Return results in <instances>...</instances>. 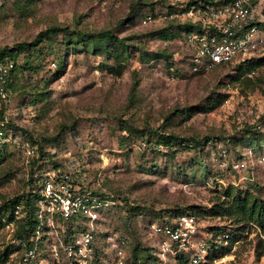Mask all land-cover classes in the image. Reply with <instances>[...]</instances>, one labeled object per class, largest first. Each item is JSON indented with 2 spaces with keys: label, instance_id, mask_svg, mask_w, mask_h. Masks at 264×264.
<instances>
[{
  "label": "rangeland",
  "instance_id": "obj_1",
  "mask_svg": "<svg viewBox=\"0 0 264 264\" xmlns=\"http://www.w3.org/2000/svg\"><path fill=\"white\" fill-rule=\"evenodd\" d=\"M188 1L0 0V48L17 49L18 42L31 40L51 24L88 32L110 29L128 44L119 72L115 58L79 44H59L57 38L54 49L42 41L31 53L20 50L12 60L16 66L28 61L31 69L19 74L11 100L0 101V117L11 126L4 143L10 152L3 162L7 178L0 186V202L31 187L33 158L42 170L53 168L54 161L62 170L79 167L88 187L110 201L102 211L101 231L108 227L125 239L123 256L111 250L105 233H95L98 258L82 264H131L136 245L156 251L149 223L158 211L176 207L198 210L200 236L228 228L237 238L228 240L231 248L224 255L202 264H264V231L237 229L229 212L236 190L264 198V162L256 159L264 155V65L240 78L233 63L193 70L182 35L152 34L175 30L174 22L182 20L170 13ZM135 78V95L128 101ZM67 123L73 125L65 127ZM149 129L201 138L203 151L180 147L167 152L156 147L153 134H141ZM24 140L33 147L29 156L21 147ZM249 144H262L260 151L253 149L254 161L246 159L245 168H234L231 160ZM209 208L220 214H207ZM8 243L6 234L0 235V251ZM18 249L0 264H14L23 250ZM40 251L37 264H78ZM143 252L136 250L137 255ZM176 255L158 256L153 264H177Z\"/></svg>",
  "mask_w": 264,
  "mask_h": 264
},
{
  "label": "built area",
  "instance_id": "obj_2",
  "mask_svg": "<svg viewBox=\"0 0 264 264\" xmlns=\"http://www.w3.org/2000/svg\"><path fill=\"white\" fill-rule=\"evenodd\" d=\"M170 16L200 26L198 30L184 32L182 36L193 69L208 70L217 64L264 55V0H199L180 11L174 10ZM14 65L11 59H0L2 103L11 100ZM6 122L5 117L0 119V146L9 140L3 131ZM21 147L28 156L33 153L28 140H24ZM253 152V148L248 147L242 156L231 160V165L237 169L246 167V159L254 158ZM256 159L264 162V155ZM40 177L39 196L35 202L36 224L30 237L32 246L20 252L15 264H37L41 249L49 251L57 260L64 256L78 264L86 263L94 252L95 231L103 225L102 211L110 201L92 193L85 183V171L79 167L46 169ZM13 212L14 218L0 226V235L5 233L9 242L20 245L21 238L14 236L13 232L16 219H21L24 212L20 204L15 205ZM82 217L86 218L84 229L65 241L64 234L69 225L74 227L83 222ZM199 224L198 218L190 213H179L167 221H151L149 231L155 237L153 246L157 247L156 254L164 259L168 253H183L189 264L205 262L209 243L205 236L199 235ZM102 231L110 248L118 257L123 256L125 239L111 228L104 227ZM228 240L229 233L219 234L214 239V246L227 244Z\"/></svg>",
  "mask_w": 264,
  "mask_h": 264
},
{
  "label": "trees",
  "instance_id": "obj_3",
  "mask_svg": "<svg viewBox=\"0 0 264 264\" xmlns=\"http://www.w3.org/2000/svg\"><path fill=\"white\" fill-rule=\"evenodd\" d=\"M199 0H189L187 2V6L192 4V3H197ZM203 2L205 1H210V0H202ZM178 6L176 7H171L170 10L177 9ZM150 18V14H146L145 17ZM144 17V18H145ZM173 21V20H172ZM177 21V20H176ZM175 25V30L167 33V31L163 28L158 31H154L152 34H157L162 38H168L172 35H182L184 32L190 31V30H198L200 28L199 24L191 23L189 20L182 21V23L179 22H174ZM61 35V37L58 40V36ZM57 38V41L59 44L62 45H69V46H76V45H81L84 50H89L92 53L96 54H105L106 57H113L116 60V64L119 67L117 68V72L120 71L121 63L120 61L122 58L126 57V53L128 50V44L125 42V37L118 36L117 34H114L112 30L110 29H101L96 32H88V31H83L81 29H74L72 27H69L68 25H57V24H51L47 26L45 29L40 30L31 40L28 41H20L16 44L17 49L14 47H8V46H3L0 48V59H13L16 57L17 52L20 50H28L29 53L38 50L40 47V43L42 41L47 42V46L52 47L51 49H54L56 45H54V39ZM46 45V44H45ZM58 45V43H57ZM188 55V53H187ZM143 56V54L141 55ZM190 59V57H189ZM28 61H25L24 64L20 66L14 65V81L11 83V88L14 89L16 87V83L18 82V76L19 74L22 73L23 68H29L31 69V64ZM189 64L192 66V61H189ZM229 64H232L231 62L229 63H221L217 64L214 66V69H221L224 66H227ZM233 64L236 65V69L239 71L237 74L236 78L240 77H247V73H250L251 71L255 70L258 67H261L264 65V55L260 57H254L246 60H241L239 62H234ZM196 71H204L203 69H193ZM138 85V79L135 78L133 80L132 86L130 88V95L128 101H131L135 95V91ZM41 93L43 91H40ZM33 99L35 102L36 97ZM223 97L219 98V101L222 102ZM188 109V108H187ZM186 111V109H185ZM0 119H3L0 117ZM4 124L3 126V131L4 134H8V132L11 130L10 128L7 127L9 124ZM11 124V123H10ZM13 124V123H12ZM73 124H65V127H71ZM12 126H16L13 124ZM11 127V126H9ZM256 127V126H255ZM19 129L23 130L24 129L20 126H18ZM126 128V127H124ZM128 130L137 132L138 129L136 127H127ZM247 132H250V129H247ZM13 134H18L19 132L13 131ZM21 134V133H19ZM27 134V133H26ZM142 135L146 134H153L156 137V147L162 146L163 148H166L167 152H172L173 150L180 148L185 150L189 148H193L197 151H203V143L201 141V138H194L190 136H180L174 132H168V133H161L158 132L157 130L154 129H149L145 133L142 132ZM27 137V136H26ZM30 139V137L28 136ZM241 138H236L235 140H238ZM209 142H212V138H208ZM234 141V140H233ZM235 145L238 144V141L233 142ZM262 144H249V147H252L254 151L261 149L260 147ZM248 148V147H247ZM246 148V149H247ZM162 149V148H161ZM160 149V151H161ZM245 149V150H246ZM42 151V147L39 146L38 152ZM244 151V150H243ZM243 151L239 152L237 157L242 156ZM10 152L8 149V145L3 144L0 146V186L5 182L7 178V173L5 166L3 162H6V154ZM42 156V155H40ZM255 159V158H253ZM36 160L35 158L32 159L30 162V179L29 182H31V187L27 189L25 192H22L14 197H7L3 198L2 201L0 202V226L3 225L6 221H11L14 218V207L16 204H20L22 207V210L24 212V215L22 216L21 219H16L15 222V227H14V232L13 235L21 238L22 244L16 245L14 243H8L5 247H3L2 251H0V263L7 261L9 259V256L19 247L22 249L28 248L32 246V241L30 239L31 237V232L35 228L36 224V218H35V202L36 199L39 196V187H40V173L43 170L46 169H56V168H62L60 163L58 164L57 162H53V168H46V169H41L42 167H39L40 165H36ZM249 160V159H248ZM251 161V160H250ZM254 161V160H252ZM3 164V165H2ZM35 165L37 166L35 168ZM2 166V167H1ZM249 166V165H248ZM245 168V167H244ZM64 169V168H62ZM92 193L95 195L100 196L101 198H105L104 194L102 191L99 190H92ZM233 193V192H232ZM231 191L229 194H232ZM232 200H230L229 207L231 208L232 214H234V221L236 222V228L240 230H244L247 228L251 227H256L260 231H264V198H260L258 195L253 193L252 191H245L243 194H240L237 190L234 195H232ZM106 211V210H105ZM104 211V212H105ZM197 211L194 210L192 207H176L173 209H166L165 211H158L159 216L156 217L154 220H159V221H167L171 217L179 214V213H190L193 214L197 217ZM101 216V222L103 223V213ZM207 214L209 215H215V214H220L219 209H213L209 208L207 210ZM198 218V217H197ZM83 222H80L79 224L75 225L72 227L69 225V228L67 229V232L64 234V239L65 241L71 240L75 235H77L78 231L83 230L85 227V217H82ZM199 220V218H198ZM102 226L96 229L95 233H101ZM232 230L225 228V229H219V230H214L211 232L210 236H206V240L209 243V252L207 255L208 260H213L217 257H220L224 255L226 252H228L231 248V242L227 244H218V246H214L215 242L214 239L216 238L217 235L219 234H224V233H229V239L231 241L236 240L235 235L233 237L230 236V233ZM96 237L94 239V252L89 260L96 259L97 257V251H98V246H96ZM140 249L141 251H144L141 255H137L136 250ZM111 250H113L111 248ZM114 251V250H113ZM261 251L260 253H262ZM176 257H178V263L177 264H189L187 257L183 253H177ZM98 258V257H97ZM60 259L68 260L64 256H61ZM155 260H158V255L152 249V247H140L136 245L134 247V253H133V260L131 261V264H153ZM70 261V260H68ZM72 263H76L75 261H70ZM15 264V260H14ZM202 264V263H201Z\"/></svg>",
  "mask_w": 264,
  "mask_h": 264
}]
</instances>
